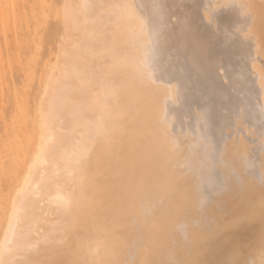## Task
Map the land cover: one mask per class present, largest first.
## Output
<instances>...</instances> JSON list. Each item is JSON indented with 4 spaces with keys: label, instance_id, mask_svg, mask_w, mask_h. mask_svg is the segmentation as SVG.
Returning a JSON list of instances; mask_svg holds the SVG:
<instances>
[{
    "label": "bare ground",
    "instance_id": "1",
    "mask_svg": "<svg viewBox=\"0 0 264 264\" xmlns=\"http://www.w3.org/2000/svg\"><path fill=\"white\" fill-rule=\"evenodd\" d=\"M62 19L0 264H204L201 242L264 223V0H63ZM262 250L264 229L225 263Z\"/></svg>",
    "mask_w": 264,
    "mask_h": 264
},
{
    "label": "rangeland",
    "instance_id": "2",
    "mask_svg": "<svg viewBox=\"0 0 264 264\" xmlns=\"http://www.w3.org/2000/svg\"><path fill=\"white\" fill-rule=\"evenodd\" d=\"M62 2L63 0H0V235L4 234L1 231L5 230L4 224L11 206V195L19 185L21 174L38 142L37 102L48 70L59 49L64 30ZM218 198L217 203L214 200V202H210V206L215 203L216 206L219 205V208L223 206V210L226 209V211L222 209L219 211L218 207L215 206L216 209L211 206L214 210L219 211H215L216 215H214L215 212L211 209V212L214 213L213 216L220 215L219 217L225 219V213L229 212V216L232 213L231 219L234 220L240 214L241 207L230 199L229 203L233 204L228 206V201L221 199L222 204H228V207L225 205L227 209L224 204H220ZM217 212L220 214L218 215ZM212 213L209 211V214ZM229 218L227 216L226 220L233 221ZM247 221L248 223L252 221L249 223L250 226L246 223ZM257 221L258 219L244 218L224 229L226 231L234 227V230L213 235L212 237L215 236L217 241L223 234L221 240L214 242L216 246L221 245L219 247H213L215 244L212 243L214 241V239L212 241V237L201 242L203 245L201 255H203L204 264L211 261L213 257L220 260L217 259L215 262L216 259H212L211 264L212 262L214 264H226L227 261L236 262L231 260L233 259L231 256L233 257L239 251L246 252L249 246L257 240L259 234L263 232L264 228H261V224L264 225V223L260 220L259 223ZM258 225L262 230L258 229ZM1 237L2 235L0 239ZM206 241L207 243L212 241L210 244H213L212 247L216 250H213L215 255H211L213 257L210 256L209 260L207 259L212 248L209 243L206 244ZM219 241L224 242L219 243ZM208 246L211 248L209 253L206 252V250H210ZM232 247L235 248L231 249ZM216 248L223 249L224 253L228 252L223 255V252H219ZM206 254L208 255L204 256ZM228 254L230 259L226 261ZM216 255H219L220 258Z\"/></svg>",
    "mask_w": 264,
    "mask_h": 264
},
{
    "label": "snow or ice",
    "instance_id": "3",
    "mask_svg": "<svg viewBox=\"0 0 264 264\" xmlns=\"http://www.w3.org/2000/svg\"><path fill=\"white\" fill-rule=\"evenodd\" d=\"M256 264H264V250L261 251L260 259Z\"/></svg>",
    "mask_w": 264,
    "mask_h": 264
}]
</instances>
